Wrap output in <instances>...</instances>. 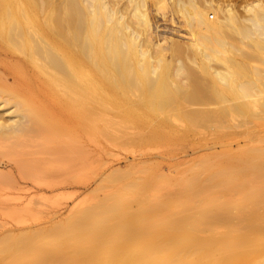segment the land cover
Masks as SVG:
<instances>
[{"label": "bare ground", "instance_id": "obj_1", "mask_svg": "<svg viewBox=\"0 0 264 264\" xmlns=\"http://www.w3.org/2000/svg\"><path fill=\"white\" fill-rule=\"evenodd\" d=\"M167 2L188 40L157 35L151 9ZM10 104L0 143H64L37 165L61 155L81 169L92 159L82 140L132 128L165 140L217 127L219 140L252 145L218 171L193 165L174 204L124 211L114 195L64 222L8 231L0 264H264V0H0V108ZM4 180L0 191L16 186ZM236 180L240 203L217 190Z\"/></svg>", "mask_w": 264, "mask_h": 264}, {"label": "rangeland", "instance_id": "obj_2", "mask_svg": "<svg viewBox=\"0 0 264 264\" xmlns=\"http://www.w3.org/2000/svg\"><path fill=\"white\" fill-rule=\"evenodd\" d=\"M151 12H154L152 15L159 37L188 40L186 21L170 2L153 6ZM213 16L216 18L214 13H210L209 19L212 20ZM8 82L10 84L12 79ZM0 109L1 113L7 109L17 110L14 104ZM102 128L100 124L98 130L102 131ZM244 129L236 131L244 132ZM128 132L130 138L116 132L112 139L82 140L85 154L92 159L81 169L70 158L65 159L61 155L46 166L37 165L48 157L49 148L60 149L64 145L59 139L48 144L42 136H34L10 144L0 143V177L5 176L16 184L14 188L0 191V239L8 231L49 227L64 222L76 208L108 201L114 195L126 200L127 203L122 205L124 211L132 206L145 208L157 202L174 204L175 197L169 195L187 186L184 178L193 165L206 161L210 162L212 172L218 171L224 162L237 164L240 155L252 145L251 142L245 145L247 136L222 142L219 138L223 131L217 127L197 128L187 137L165 140H146L150 131L144 128H132ZM227 132L229 130L225 129L224 133ZM23 167L30 168V176L25 174ZM34 178L45 183L37 185ZM8 180L2 182L8 183ZM220 181L221 177L215 179L218 185ZM131 183L136 187L129 188ZM241 189V180L234 181L230 188L223 183L217 188L239 199L238 203L242 201ZM244 211L248 210L245 208ZM222 226L225 225L214 227L221 232L224 231Z\"/></svg>", "mask_w": 264, "mask_h": 264}]
</instances>
